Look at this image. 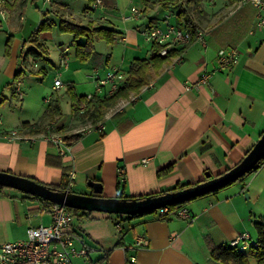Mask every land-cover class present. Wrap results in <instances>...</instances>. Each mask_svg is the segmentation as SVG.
I'll list each match as a JSON object with an SVG mask.
<instances>
[{
    "label": "crops",
    "instance_id": "1",
    "mask_svg": "<svg viewBox=\"0 0 264 264\" xmlns=\"http://www.w3.org/2000/svg\"><path fill=\"white\" fill-rule=\"evenodd\" d=\"M29 1L9 0L10 12L5 21L0 20V28L8 22L19 25L23 32L19 40L13 38L9 53L0 60V72L15 71L14 61L27 64L17 71H21L19 82L11 92L23 100L22 78L47 70L42 60H51L49 48L54 46L58 50L54 81L60 76L63 85L57 89L53 83L56 94L52 92L49 102L47 93H38L34 105H26L33 112L31 116L8 118L7 107L13 103L6 101L8 90L0 83L1 172L46 185H59L66 176L70 191L76 193L94 194L88 182L95 180L102 183L101 195L105 197L151 195L172 191L179 182L197 184L208 179L207 173L214 177L226 172L264 133V25L257 26L254 5L240 0H183L178 11L183 7L191 10L204 39L177 46L176 55L153 71L147 84L121 98L116 109L110 108L94 123L77 111L85 101L76 102V98L95 93L94 69L102 76L116 66L128 76L133 59H148L152 54L153 43L144 31L168 13L178 24L177 5L162 9L155 2L146 6L143 0H102V4L95 0L76 7L74 0H46L49 6L39 9L40 14L31 19L23 14ZM132 5L141 8V16L129 17ZM62 17L84 26L115 30V40H95L99 54L81 61L76 45L86 38L75 40L73 34L62 32ZM44 21L49 27L37 36ZM222 48L238 51L237 64H219ZM63 58H67V65ZM204 74L209 75L208 83L201 81ZM65 99L71 102L70 120L64 119ZM55 105L60 106L61 115L43 118ZM101 121L103 130L96 128ZM51 122L57 123L61 134L72 136V150L65 155L47 139ZM87 124L90 127L85 129ZM12 131H17L16 136L9 138ZM118 168L125 169L123 183ZM48 202L15 188L0 187V244L27 238L29 228L51 224ZM179 205L192 217L171 213L160 219L146 214L122 221L119 215L95 211L74 220L70 229L83 233L94 247L86 259H76V264H214L213 245L228 244L244 232L257 239L254 222L264 219V162L243 179ZM132 256L136 257L134 263L130 262ZM248 258L257 264L255 258Z\"/></svg>",
    "mask_w": 264,
    "mask_h": 264
},
{
    "label": "built area",
    "instance_id": "2",
    "mask_svg": "<svg viewBox=\"0 0 264 264\" xmlns=\"http://www.w3.org/2000/svg\"><path fill=\"white\" fill-rule=\"evenodd\" d=\"M130 1L133 2L134 0ZM102 2V0H97V4H102ZM240 2L250 3L257 8V26H263L264 0H240ZM8 4L9 0H0V20L8 16V10L5 7ZM141 14V8L132 5L129 17H139ZM170 17L169 13L164 14L160 23L151 25L144 31V36L148 41L162 45L160 54L163 56H166L171 49L192 41V33L187 28L180 27L172 22ZM196 38L204 39V34L201 30L197 31ZM218 61L222 67L233 66L238 62V51L236 49L226 50L222 48L218 53ZM62 62L67 65V58H63ZM93 76L96 82V92L86 96L85 102L78 106L79 113L86 112L88 101L94 97L114 95L127 78L126 73L116 66L109 69L102 76L99 73V69L96 68ZM201 81L202 83H208L209 75L204 74ZM62 85V79L60 76H56L54 87L58 89ZM18 87L20 86L18 85ZM47 101H51V97H48ZM96 128L103 130L105 128L103 121L96 124ZM48 130L47 139L54 142L62 154L65 155L72 150V143L65 138V135L60 133L56 124H49ZM16 133L17 131H12L7 136L14 138ZM144 162H147V159ZM118 173L120 181L122 183L125 182V169L118 168ZM71 177H74V173L71 174ZM48 204L52 223L29 228L27 238L0 244V264H76V259L87 258L94 247L85 239L83 233L70 229L74 221V215L69 207L54 202H48ZM171 213L187 218L192 217V214L183 205H176L172 209L170 206L157 209L158 217H168ZM117 226L119 230L122 229L119 224ZM142 239L140 237L138 242L141 243ZM229 244L245 251H248L252 246L258 245L249 232L239 234ZM135 261L136 257L132 256L130 262L134 263Z\"/></svg>",
    "mask_w": 264,
    "mask_h": 264
},
{
    "label": "trees",
    "instance_id": "3",
    "mask_svg": "<svg viewBox=\"0 0 264 264\" xmlns=\"http://www.w3.org/2000/svg\"><path fill=\"white\" fill-rule=\"evenodd\" d=\"M27 0H24L26 3ZM36 0H32L34 2ZM95 0H88L89 3L94 2ZM183 0H143L146 6H150L154 2L157 3L162 9H169L172 6H176L180 4ZM231 2H235L238 0H230ZM177 23L180 27L187 28L192 33V41L196 39L198 26L193 18L191 10L187 7L181 8L177 14ZM49 27L47 21H44L40 27L38 32H36L37 36L43 32L45 29ZM59 29L62 32L71 33L74 36V39L77 40L80 37H85L86 41L84 43H77V57L81 61H87L94 56L98 55L95 48V40L97 39H105L107 42H113L115 40L117 32L107 27L98 26L95 27L93 24L84 26L78 23H75L69 19L62 17L59 20ZM13 40L12 37L9 38L6 52L9 53L11 41ZM41 45V44H39ZM162 45L159 43H153L152 45V54L148 59L145 58H135L132 60L129 69H128V76L124 81V84L118 89V91L109 97H104L103 99L100 97H94L92 100L88 101V109L84 113H79L80 115H86L89 119L93 120L94 123L102 120L107 113V111L115 106L121 98L128 97L132 92L139 91L145 84H147L151 77L153 76V71H158L161 66L166 62L170 57L176 55L178 52L175 48L171 49L166 56L160 54V50ZM35 51V50H34ZM36 52V51H35ZM21 73L18 72L17 75ZM68 90L72 94V98L75 99V93L72 90V87ZM86 100V96L80 97L79 99L76 98L77 103H81L82 101ZM78 108V106H77ZM78 111V110H77ZM57 114L61 115V108L59 105H55L53 107H49L48 111L43 114V118L50 117L51 119H55ZM56 124V122H51L49 124ZM48 124V125H49ZM36 125V124H35ZM48 127V126H47ZM58 127V126H57ZM59 129V127H58ZM79 134V133H78ZM75 136V135H74ZM65 138L71 142L72 136L65 135ZM264 162V157L260 160V162L250 171H248L244 176L239 179H243L247 174L253 173L257 171L261 164ZM170 167L165 168L163 171L168 170ZM233 183V182H232ZM231 184V183H229ZM192 184L190 183H177L170 190H179L185 187H188ZM49 187L57 190H71L68 186V179L64 176L63 182L59 185H48ZM1 188H5L6 186L0 185ZM223 188V187H221ZM221 188L215 190L218 191ZM168 191V190H167ZM167 191L156 192L151 195H159L163 194ZM148 195H141L137 197H129V198H144ZM34 197V196H33ZM37 197V196H35ZM186 202L177 203L175 205H171L170 208L172 209L174 206L179 204H184ZM71 212L75 216V214H82L87 215L90 214V211H84L76 208H70ZM146 214H155L157 216V210L149 211L146 213H140L136 215H126L127 218H134L143 216ZM165 217H158L160 219H164ZM122 220V219H120ZM257 239L256 242L258 245L252 246L248 251L238 249L236 247L231 246L228 244H221V245H213L211 247V256L213 259L214 264H251L249 261V256H252L257 260V264H264V219L255 221L254 222Z\"/></svg>",
    "mask_w": 264,
    "mask_h": 264
},
{
    "label": "water",
    "instance_id": "4",
    "mask_svg": "<svg viewBox=\"0 0 264 264\" xmlns=\"http://www.w3.org/2000/svg\"><path fill=\"white\" fill-rule=\"evenodd\" d=\"M264 157V133L246 156L226 172L212 177L207 173L206 180L197 184L159 195L144 198H110L102 196V183L89 180L94 194L76 193L70 190H57L32 178L0 171V185L38 196L50 202L63 204L70 208L85 211H102L107 213L136 215L154 211L164 206L186 202L192 198L215 191L232 183L252 170ZM248 196V194H246Z\"/></svg>",
    "mask_w": 264,
    "mask_h": 264
},
{
    "label": "rangeland",
    "instance_id": "5",
    "mask_svg": "<svg viewBox=\"0 0 264 264\" xmlns=\"http://www.w3.org/2000/svg\"><path fill=\"white\" fill-rule=\"evenodd\" d=\"M74 5L76 7H80L82 5H86L88 3V0H74L73 1ZM50 2H47L46 0H36V2H32V0H30L27 4H26V8L23 10V14H25L24 17H29L31 19H34L35 16H37V13L40 14L39 9H45V7L49 6ZM7 8V12H10L11 9V5H6L5 6ZM25 7V6H24ZM179 6L177 5L174 8V11L177 12L178 11ZM29 10H31V14L29 12ZM18 18L20 16H17ZM19 20V19H18ZM3 21H5L3 19ZM63 34V33H62ZM65 34H69L70 36H72L70 33H65ZM23 32H21L20 26L17 24H10L8 22H3L2 23V27L0 28V60H2V58H4V56H7V52H6V47H7V43L10 37L19 40L20 37H22ZM28 35V33L26 34ZM66 36V35H65ZM28 37V36H27ZM67 38V37H65ZM106 42H104L105 44ZM50 52H49V56L51 60H45L43 59L42 62L43 64L47 67V70H42V71H38L33 72V73H28L26 74V76H24L22 78V82H21V86L22 89L24 91V93H26V95L24 96L25 98L22 100L20 99V97H15L11 95L12 90H15V86L17 85V83L19 82L17 80L16 73L17 71L20 69V66L23 65V67L26 68V63L24 64V62L22 60H20V64L16 61H14L12 63L13 67L15 68V71L13 72H4L1 71L0 72V83H2L3 87H5L4 90H8V99L6 101H11L13 104L7 107V116L12 117L22 114L25 117L31 116L32 115V110H29V108L27 109L26 105L27 104H32V106L35 103V100L37 99V95L40 92H44L45 94L47 93L48 97H51L52 95L56 94V91L53 90V83H54V72L57 66V48L54 46H50L49 48ZM18 57H15V60ZM16 72V73H15ZM17 87V86H16ZM63 89V87H62ZM53 90V91H52ZM30 92L29 96H27V92ZM54 92V94L52 93ZM93 92H96L95 88L93 90ZM35 93V95H33ZM44 94V95H45ZM5 101V102H6ZM42 101V107L45 105L43 103V97L41 98ZM62 105H63V112H64V119L65 120H70L72 119V112H71V102L67 99L62 100ZM117 105V104H116ZM116 105L113 106V108L116 109ZM25 107V108H24ZM24 108V111H21V109ZM111 108V109H113ZM114 109V110H115ZM13 110V111H12ZM109 111V110H108ZM88 127H90V124H87L84 126L85 129H87ZM82 129V128H81ZM95 212V211H92ZM91 212V213H92ZM111 214V213H109ZM113 215H119L122 219V221L124 219H126V215L125 214H116V213H112ZM89 216V215H87ZM86 216H83L82 214H75L74 216V220L77 221L81 218H84Z\"/></svg>",
    "mask_w": 264,
    "mask_h": 264
}]
</instances>
